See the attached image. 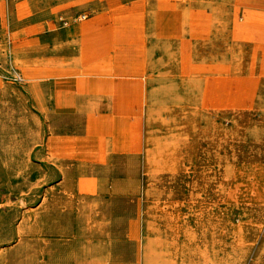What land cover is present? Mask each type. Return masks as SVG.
<instances>
[{
    "label": "rangeland",
    "instance_id": "374dc122",
    "mask_svg": "<svg viewBox=\"0 0 264 264\" xmlns=\"http://www.w3.org/2000/svg\"><path fill=\"white\" fill-rule=\"evenodd\" d=\"M238 5L0 0V264H264V18Z\"/></svg>",
    "mask_w": 264,
    "mask_h": 264
},
{
    "label": "crops",
    "instance_id": "0c3cea01",
    "mask_svg": "<svg viewBox=\"0 0 264 264\" xmlns=\"http://www.w3.org/2000/svg\"><path fill=\"white\" fill-rule=\"evenodd\" d=\"M240 10L239 17L243 18H264V0H233ZM96 34V30H90L88 34ZM108 104V103H107ZM110 105V104H109ZM108 105V106H109Z\"/></svg>",
    "mask_w": 264,
    "mask_h": 264
},
{
    "label": "bare ground",
    "instance_id": "6f19581e",
    "mask_svg": "<svg viewBox=\"0 0 264 264\" xmlns=\"http://www.w3.org/2000/svg\"><path fill=\"white\" fill-rule=\"evenodd\" d=\"M95 180H96V179H95ZM94 185H95V184H94ZM94 191H95V190H94ZM152 240H153V239H152ZM155 249H156V248H155ZM152 251H155L154 248H153ZM165 252H166V251H165ZM153 253H154V252H153ZM158 253H159V256L162 255V254H164V252L161 253V254H160V252H158ZM155 254H156V253H155ZM238 254H239V253H238ZM238 254H237V255H238ZM165 255H166V254H165ZM231 255H232V254H231ZM148 257H150V256L148 255ZM151 257H152V256H151ZM156 257H158V256H156ZM163 257H164V256H163ZM154 258H155V257H154ZM159 258H160V257H159ZM164 258H165V257H164ZM146 260H147V259H146ZM146 260H145V262H146ZM150 260H151V259H150ZM160 260H162V259H159V261H160ZM148 261H149V260H148ZM148 261H147V262H148ZM154 261H155V259H154ZM159 261H158V262H159ZM166 261H167V260H166ZM169 261H170V260H169ZM161 262H163V261H161ZM167 262H168V261H167ZM170 262L172 263V261H170ZM170 262H169V264H170ZM149 263H150V261H149ZM149 263H148V264H149ZM151 263H152V262H151ZM159 263H160V262H159ZM154 264H155V263H154ZM165 264H166V263H165Z\"/></svg>",
    "mask_w": 264,
    "mask_h": 264
}]
</instances>
